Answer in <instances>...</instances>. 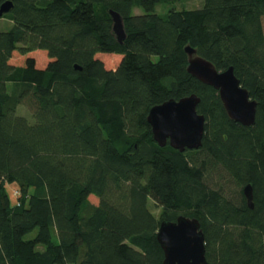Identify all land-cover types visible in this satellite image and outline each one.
I'll use <instances>...</instances> for the list:
<instances>
[{"label":"trees","instance_id":"16d2710c","mask_svg":"<svg viewBox=\"0 0 264 264\" xmlns=\"http://www.w3.org/2000/svg\"><path fill=\"white\" fill-rule=\"evenodd\" d=\"M177 1L12 0L1 16L12 25L0 31V264H162L159 223L179 215L199 220L206 264H264V0L155 12ZM186 45L233 67L257 101L253 125L186 71ZM192 93L201 146H159L149 109Z\"/></svg>","mask_w":264,"mask_h":264},{"label":"water","instance_id":"95a60500","mask_svg":"<svg viewBox=\"0 0 264 264\" xmlns=\"http://www.w3.org/2000/svg\"><path fill=\"white\" fill-rule=\"evenodd\" d=\"M12 8V0L0 5V17ZM112 31L118 42L125 37L121 15L110 10ZM186 71L200 82L217 90L228 117L243 126L255 122L257 101L240 84L232 66L219 71L195 49L186 45ZM75 68H78L75 66ZM200 98L192 93L179 99H167L152 106L146 120L154 141L159 146L168 144L179 151L198 149L202 144L205 117L196 110ZM247 205L253 208L252 186L243 187ZM156 240L163 252L162 264H206L205 239L200 222L194 217L179 215L174 221L159 223Z\"/></svg>","mask_w":264,"mask_h":264},{"label":"rangeland","instance_id":"374dc122","mask_svg":"<svg viewBox=\"0 0 264 264\" xmlns=\"http://www.w3.org/2000/svg\"><path fill=\"white\" fill-rule=\"evenodd\" d=\"M203 2L201 0H180L171 4H158L155 7V12L163 14L165 13L169 8H175V9H195V8H200L202 7ZM133 13L134 14H139L142 13V10L139 8H135L133 9ZM12 23L11 21L6 18V17H1L0 18V31L3 30H8L11 27ZM17 114L26 116L30 119V111L28 110L27 107H25L24 105H20L19 108L17 109ZM220 180V184H222L224 186V188L227 190V192H234V193H238L237 190V186L232 183L231 180H229L228 178L223 177L222 175L219 177ZM7 193L10 197V200L12 203H15L17 197L19 196V190L18 187L15 184H7ZM89 201L92 203H95L96 200L93 198H89ZM150 209L155 212L158 213L159 209L158 207L154 206V204L152 202H150L149 204Z\"/></svg>","mask_w":264,"mask_h":264}]
</instances>
